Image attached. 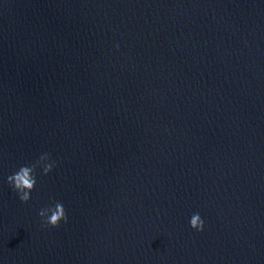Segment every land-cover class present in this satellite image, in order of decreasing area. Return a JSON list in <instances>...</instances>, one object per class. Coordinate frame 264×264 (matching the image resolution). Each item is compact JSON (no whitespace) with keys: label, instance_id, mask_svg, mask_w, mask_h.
<instances>
[{"label":"water","instance_id":"obj_1","mask_svg":"<svg viewBox=\"0 0 264 264\" xmlns=\"http://www.w3.org/2000/svg\"><path fill=\"white\" fill-rule=\"evenodd\" d=\"M0 264H264V0H0Z\"/></svg>","mask_w":264,"mask_h":264},{"label":"clouds","instance_id":"obj_2","mask_svg":"<svg viewBox=\"0 0 264 264\" xmlns=\"http://www.w3.org/2000/svg\"><path fill=\"white\" fill-rule=\"evenodd\" d=\"M118 47V46H117ZM55 167V162L51 160L48 153L40 155L38 160L31 165L21 166L16 172L8 176L7 183L12 187L13 191L18 195L22 203L27 204L31 199V193L35 190L37 184V169L42 170V174L47 176ZM42 224L49 228H58L61 221L67 222L65 209L60 202H56L53 206L43 208L38 213ZM190 227L202 232L204 229V221L199 213H194L190 218Z\"/></svg>","mask_w":264,"mask_h":264}]
</instances>
